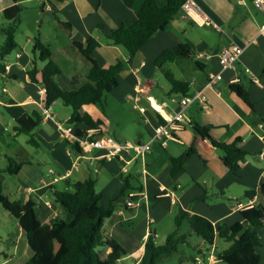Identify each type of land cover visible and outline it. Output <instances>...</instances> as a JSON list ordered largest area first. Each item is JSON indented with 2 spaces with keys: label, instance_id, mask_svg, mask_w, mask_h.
Returning a JSON list of instances; mask_svg holds the SVG:
<instances>
[{
  "label": "crops",
  "instance_id": "crops-1",
  "mask_svg": "<svg viewBox=\"0 0 264 264\" xmlns=\"http://www.w3.org/2000/svg\"><path fill=\"white\" fill-rule=\"evenodd\" d=\"M34 1L66 31L73 45V48L55 47L50 41L40 39L50 47L52 59L61 69L57 82L63 90L83 86L91 68V63L80 53L75 41L85 43L88 38H95L100 47L94 50L92 57L102 67L128 61L127 50L109 45L107 36L122 24H134L145 0H134L131 6L126 5L125 0ZM196 1L220 30L198 25L181 13L165 31L148 41L131 66L117 77L118 84L111 94L120 100L122 107L131 104L144 122L138 139L133 142L124 137L123 143L147 142L153 129L179 110L180 95L170 93L171 87L166 78L160 84L154 82L157 72L162 71L153 61L163 51L179 44H188L192 48L190 59L165 66L172 70L176 78L190 83L191 94L203 89L211 74L222 71L218 54L223 47L237 43L245 51L235 69L224 71L222 80L214 88L204 90L206 106L195 102L186 110V124L177 134L181 142L168 140L165 146L156 142L150 153L137 157L127 165L126 173L122 172V162L99 159L103 154L101 150L84 155L94 157L92 159L80 158L71 146L72 142L66 140L62 132L63 127L70 125L68 121L72 109L55 102L48 107L51 116L43 114L45 94L40 95L42 87L33 84L28 77V72L34 67L33 49L27 51L20 48L22 50L16 52L14 63L4 61L11 70L8 74H0L3 83L0 93V187L13 202L26 203L34 199L37 216L45 230L50 228L51 220L58 215L53 192L70 190L73 184L92 177L96 181V190L104 195L103 204L108 206L112 203L116 208L107 221L106 230L108 237L116 240L127 252L122 264H137L150 236L157 243L161 239L166 240L175 229L176 219L187 214L208 219L216 232L211 243L204 241L185 221L180 234L187 240L178 244H182L185 254L176 264H229L222 261L219 255L231 244L220 238L219 232L245 220L247 210H237L235 205L253 200L254 205L264 206V197L260 193L264 185V37L260 34L264 17L251 0ZM156 2L159 7H164L168 0ZM10 6L12 3L9 2L0 6V19L4 18L2 10ZM73 49L84 60L73 63L72 69L65 72L58 58H63V62L70 65ZM82 61L89 64L85 71L77 69ZM231 84H240L248 92L254 109L230 90ZM136 87L142 89L141 94L136 92ZM138 95V105L145 108L144 113L135 108ZM11 101L24 106L30 113L37 112L42 116L40 126L33 133L38 147L31 145L26 135L15 132L16 123L5 111ZM83 112H88L95 120H104L95 105L85 106ZM104 124L103 121L100 129L102 134L107 135ZM196 124L211 127V138L197 134L194 130ZM75 128L85 127L75 125ZM212 139L228 144L240 140V147L247 155L237 174L223 163L222 152L213 145ZM179 157H185L186 161L183 169L172 176L171 158ZM8 158L22 163L19 173L12 175L6 172ZM126 178L130 190L123 196L122 179ZM139 188L145 197L133 198L134 202H138L137 206L127 207L129 195L139 192ZM251 191L255 192V197L246 198V193ZM17 225L18 236H24L18 221ZM256 232L261 239L256 248L260 255L258 264H264V227ZM178 246L174 254L180 253ZM232 264L250 263L245 258H239Z\"/></svg>",
  "mask_w": 264,
  "mask_h": 264
},
{
  "label": "trees",
  "instance_id": "trees-1",
  "mask_svg": "<svg viewBox=\"0 0 264 264\" xmlns=\"http://www.w3.org/2000/svg\"><path fill=\"white\" fill-rule=\"evenodd\" d=\"M3 1L12 3V6L2 10L8 27L3 29L6 40L0 48L1 75L5 73V58L19 47L14 32L23 10L21 3L23 0ZM133 1L125 0V3L131 6ZM184 2L185 0H168L166 6L159 7L156 0H145L134 24H122L107 36L109 45L121 46L127 50L129 55L127 62L118 61L109 67H102L92 57L94 50L100 47V43L95 38L90 37L85 43L75 41V46L91 63V68L87 82L74 90H63L60 87L57 77L61 74V69L53 61L50 47L36 37L33 47L34 67L28 72L29 80L45 88L47 107L60 101L64 106L72 109L68 124L100 128L103 121L95 120L88 112H83V108L98 105L104 110L107 94L111 93L118 84L117 77L131 66L135 56L148 41L165 31L182 13L181 7ZM65 25L70 27L67 23ZM192 52L188 44H179L163 51L153 61L168 81L171 94L191 95L190 83L176 78L172 70L165 66L190 59ZM230 90L254 109L248 92L240 84H231ZM5 111L16 123L15 132L18 135H26L28 142L38 147L39 143L33 133L40 126L42 116L37 112H28L24 106L17 105L13 101L5 107ZM194 130L201 137L211 138V127L196 124ZM77 133L81 135L82 129H78ZM212 143L222 152V160L226 167L237 174L240 164L247 155L240 147V140L228 144L212 139ZM71 146L80 152L78 145L71 144ZM185 161V157L171 158L172 176L183 169ZM21 167L22 163L14 158H8L6 172L15 175L20 172ZM122 181L121 195L124 196L130 190V183L128 178ZM137 190L141 191V188ZM260 193L264 197V185L261 186ZM255 195V192H247L246 198L251 199ZM103 199L104 195L96 190V181L92 177L73 184L70 190L54 191L53 200L58 205V215L51 220L50 228L45 230L44 224L37 216V202L34 199L26 203L13 202L0 187V205L18 221L31 251V257L25 264H122L127 252L116 240L108 237L106 230L107 221L116 208L112 203L105 206ZM185 221L199 238L210 243L213 241L216 232L213 224L202 216L187 214L176 219L175 229L164 243H157L154 237L150 236L145 243L144 254L137 264H159L164 257L177 252L178 244L187 240L186 236L180 234ZM263 227L264 206L254 205L246 211L242 223L220 230V238L231 244L219 255L220 259L232 264L239 258H245L250 264H258L260 255L256 248L260 245L261 239L256 230Z\"/></svg>",
  "mask_w": 264,
  "mask_h": 264
},
{
  "label": "rangeland",
  "instance_id": "rangeland-1",
  "mask_svg": "<svg viewBox=\"0 0 264 264\" xmlns=\"http://www.w3.org/2000/svg\"><path fill=\"white\" fill-rule=\"evenodd\" d=\"M23 10L20 16L19 23L14 32V38L19 47L5 58V62L14 63L16 52H21L20 48L31 51L34 47V40L38 37L41 40L50 41L55 47L64 46L73 48L72 42L66 31L62 29L52 16L42 11L40 5L34 0H25L22 3ZM8 23L4 18L0 19V48L6 40V35L3 29H7ZM72 62L69 64L63 62V58H58L62 63L65 72L72 69V64H78L84 60L82 56L73 49L71 55ZM152 65V64H151ZM89 64L82 61V64L77 68L80 71H85ZM168 68V66L166 67ZM175 69V67H173ZM162 73L157 72V77L154 78L155 83H162L164 79ZM2 80L0 78V93L2 92ZM62 104L60 101H58ZM114 94H107L106 105L104 110L98 105L95 108L99 111L107 127V136H110L118 141L124 142V137H129L135 142L138 139L140 130L142 129L143 118L138 111L132 109L131 104L122 107ZM69 108V107H67ZM71 110V108H69ZM144 133V131H143ZM24 138V137H22ZM31 148V147H30ZM19 230L16 219H11V214L0 205V264H24L31 257V251L25 236H18ZM19 237V238H17ZM165 239L159 242L164 243ZM197 241V239H196ZM224 242V241H223ZM177 254L164 257L159 264H176L179 262L180 256L185 254V249H182V244ZM131 263V260H129Z\"/></svg>",
  "mask_w": 264,
  "mask_h": 264
},
{
  "label": "built area",
  "instance_id": "built-area-1",
  "mask_svg": "<svg viewBox=\"0 0 264 264\" xmlns=\"http://www.w3.org/2000/svg\"><path fill=\"white\" fill-rule=\"evenodd\" d=\"M5 1L0 0V6L4 4ZM255 9L260 12L264 17V0H252ZM1 9V7H0ZM182 13L192 20L194 23L201 26H210L220 30L217 23L203 10L200 4L196 0H185L181 7ZM1 12V11H0ZM260 34L264 37V23L261 26ZM245 48L237 43H232L222 48L221 52L218 54L219 61L222 67V71L217 74H211L204 88L196 91L195 93L188 96H180L179 98V110L171 117H168L164 122L156 126L149 140L145 143H131V142H120L110 136L102 134L100 128H78L82 129V134L77 133V128L73 125H69L62 128L63 136L66 140L72 142L79 146L80 152L78 155L81 159L88 158L92 159L94 157H85L86 154H91L94 150H101L103 154L99 156V159L105 160H118L124 165L122 166V172H128L127 165L135 160L137 157H144L146 154L150 153L153 149V145L156 142H161L162 145H166V141L174 140L181 142L177 134L180 132L184 125L186 124L185 112L189 106L195 102H198L203 107L206 106L207 98L204 94L205 89H212L215 85L222 80V73L226 70L235 69L236 64L243 55ZM145 65V63H143ZM11 70L9 65L5 67V74H8ZM246 72H250L246 69ZM138 94H141L142 89L139 87L135 88ZM46 90L42 87L39 91L40 95L45 94ZM140 101V95L136 97L135 108L144 113L145 108L138 105ZM43 114L46 116H51L50 110L47 106L42 108ZM78 164H76L77 166ZM54 173V171H50ZM45 183V182H44ZM164 191L163 188H161ZM143 199L145 194L143 191L137 193H131L129 195V200L126 202L127 207H136L138 202H134L133 198ZM254 207V201L251 200L249 203L238 202L235 205L237 210H248Z\"/></svg>",
  "mask_w": 264,
  "mask_h": 264
}]
</instances>
